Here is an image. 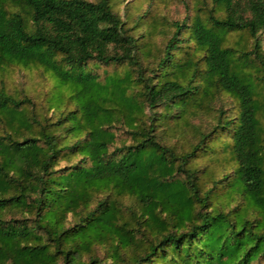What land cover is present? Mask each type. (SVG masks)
Instances as JSON below:
<instances>
[{"label": "trees", "instance_id": "16d2710c", "mask_svg": "<svg viewBox=\"0 0 264 264\" xmlns=\"http://www.w3.org/2000/svg\"><path fill=\"white\" fill-rule=\"evenodd\" d=\"M212 2L151 65L111 0H0V68L42 66L64 93L54 119L0 79V264H103L97 246L112 264H264V0ZM234 31L252 47L228 46ZM90 63L125 67L102 79ZM222 92L236 116L220 109L186 151L159 138Z\"/></svg>", "mask_w": 264, "mask_h": 264}, {"label": "rangeland", "instance_id": "374dc122", "mask_svg": "<svg viewBox=\"0 0 264 264\" xmlns=\"http://www.w3.org/2000/svg\"><path fill=\"white\" fill-rule=\"evenodd\" d=\"M95 1V0H93ZM114 9L122 15L127 26L133 28L132 33L140 38V43L144 46V50L149 52L145 57L147 64L156 65L158 56L164 48L166 42L172 37L175 26V21H182L183 19H192L197 13L205 16L209 9L212 8V0H111ZM262 46L264 49V32L261 35ZM226 44L231 46L234 50L250 49L252 47V39L246 32L234 31L229 32L226 36ZM187 46L178 52L179 57L187 58L194 51ZM125 66H117L114 64H93L90 63L87 71L100 74L102 79L106 72L112 73L117 71H124ZM251 68H247L249 71ZM0 79H4L6 87L13 93H27L38 104V109L41 114L48 116L60 113L61 109L53 105V98L55 96H64V93L55 89V82L42 66L25 67L19 64H12L6 68H0ZM66 89V88H65ZM59 93H58V92ZM138 91V88L131 92ZM259 99L263 103V109L260 112V120L264 126V84L258 86ZM57 92V93H56ZM69 91L66 90V93ZM56 93V94H53ZM71 104L69 108L74 107ZM223 109V116H236L238 113L237 101L228 93H221L215 100L210 103V108H204L197 113L190 114L187 121L181 124L171 121V127L162 125L158 129L159 138L169 145H174L178 151H186L190 149L200 138V133L209 132L216 121L217 115ZM5 126L0 123V134L5 130ZM117 143L131 142L130 136L125 132V129L118 130ZM205 156L198 159L199 164L209 162ZM77 160V157L72 159H64L61 166L71 164ZM120 203L124 207L129 205L137 206L136 200L131 195H124L120 198ZM94 204V202H93ZM23 217L21 211L7 212L6 217ZM125 217L128 216V211H125ZM77 217L72 212L68 213L67 225ZM99 257L102 258L103 264H112L111 258H104V247L97 246L96 249ZM1 263V261H0ZM9 264V261L4 262Z\"/></svg>", "mask_w": 264, "mask_h": 264}]
</instances>
